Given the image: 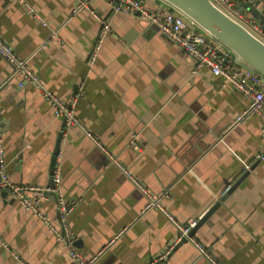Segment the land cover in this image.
I'll use <instances>...</instances> for the list:
<instances>
[{
  "label": "crops",
  "instance_id": "obj_1",
  "mask_svg": "<svg viewBox=\"0 0 264 264\" xmlns=\"http://www.w3.org/2000/svg\"><path fill=\"white\" fill-rule=\"evenodd\" d=\"M144 1L150 11L168 10L163 0ZM231 1L259 30L242 25L263 40L264 0ZM119 3L92 0L89 10L71 16L76 0H0V37L17 58H29L28 68L91 135L54 117L41 93L12 76L0 56L6 176L46 188L58 173L63 201L80 200L64 227L83 257L100 254L95 264H211L190 242L174 244L175 227L161 212H143L145 197L98 142L161 197L174 220L200 222L192 237L218 264H264L260 115L232 126L247 99L207 70L194 72V61L137 12L115 11ZM38 208L58 220L52 197ZM0 264L76 263L8 191L0 193Z\"/></svg>",
  "mask_w": 264,
  "mask_h": 264
},
{
  "label": "built area",
  "instance_id": "obj_2",
  "mask_svg": "<svg viewBox=\"0 0 264 264\" xmlns=\"http://www.w3.org/2000/svg\"><path fill=\"white\" fill-rule=\"evenodd\" d=\"M119 1V5L115 6V11L123 10L130 13L137 12L143 21L147 22L149 25H155L165 39L179 48L187 58L194 61V72L203 69L207 70L212 77L220 79L223 84L230 86L247 99V107L235 117L231 124L232 126L244 122L250 116L257 114L260 115L262 119L261 132L264 133V114L262 112L264 107V77L261 74L241 61L230 49L214 39L206 31L199 28L193 21L187 19L171 5L168 4V10L153 12L147 9L144 0ZM210 1L239 24L242 25L241 21H244L252 30H259L256 24L248 22L242 17L241 12L231 0ZM91 2L92 0H76V4L71 10V16L83 10H89ZM91 14L97 18L94 12H91ZM242 26L245 27L244 25ZM106 32L107 28H105L104 34ZM250 32L253 33L252 31ZM260 40L264 42V38ZM0 56L3 57L11 67L12 76L16 74L21 75L22 78L31 83L41 93L43 98L47 100L52 107L54 117L62 118L64 123L69 127H79L88 137H91L90 133L87 132L74 115L72 108L70 106H65L57 96L46 90L38 76L28 68L27 63L29 58H17L12 52L9 44L1 37ZM96 144L97 147L106 154L108 162L118 167L122 174L135 186L138 192L145 197L146 203L143 212L149 210L159 211L173 223L176 230V240L174 244L183 241L190 242L197 250L199 256L205 258L211 264H218L206 249L189 235L191 229L195 227L196 221L182 224L174 220L163 208L160 200L161 197H156L149 193L145 186L135 178L131 172L123 167L114 156L104 150L98 142H96ZM130 146L136 151H140V148L133 141ZM1 154L2 151L0 150V155ZM257 159L261 161L264 160V152L258 154ZM0 176V186L8 189L11 197L19 203L21 208L31 211L44 222L47 231L54 237L55 241L64 244L71 260L76 264H95L100 254L98 253L90 258L83 257L74 246V238L64 227L66 218L75 210L80 200L77 199L70 202L63 201L58 173L53 175L54 183L50 187L43 188L34 185H19L6 176L3 161L0 157ZM230 188V186H227L223 189L221 195L224 196L227 194ZM51 197L56 201L58 220L48 219L38 208L40 202ZM112 241H114V239L111 240V242ZM164 258L165 256L160 257L159 260Z\"/></svg>",
  "mask_w": 264,
  "mask_h": 264
},
{
  "label": "water",
  "instance_id": "obj_3",
  "mask_svg": "<svg viewBox=\"0 0 264 264\" xmlns=\"http://www.w3.org/2000/svg\"><path fill=\"white\" fill-rule=\"evenodd\" d=\"M163 1L175 8L187 19L193 21L199 28L206 31L214 39L225 45L234 54H236L241 61L264 77V42L216 7L210 0ZM136 15L139 17L138 13ZM143 23L146 26H150L154 30H158L155 25H149L145 21H143ZM0 124L3 123L0 121ZM57 151L58 145L55 146V151L53 153V163H55ZM54 166L55 165H53L52 168H54ZM7 192V188L0 189L2 197L5 196ZM225 195L221 199H223ZM211 210L202 219L207 217ZM199 223L200 222L196 223L195 227L191 229L189 233L190 236H193V233Z\"/></svg>",
  "mask_w": 264,
  "mask_h": 264
}]
</instances>
